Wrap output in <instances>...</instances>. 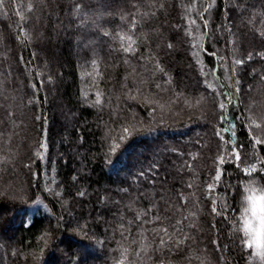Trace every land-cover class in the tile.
Listing matches in <instances>:
<instances>
[{"label":"trees","instance_id":"1","mask_svg":"<svg viewBox=\"0 0 264 264\" xmlns=\"http://www.w3.org/2000/svg\"><path fill=\"white\" fill-rule=\"evenodd\" d=\"M211 3L5 0L0 264H264L241 242L246 188L264 195V0ZM173 225L189 239L157 250Z\"/></svg>","mask_w":264,"mask_h":264},{"label":"snow or ice","instance_id":"2","mask_svg":"<svg viewBox=\"0 0 264 264\" xmlns=\"http://www.w3.org/2000/svg\"><path fill=\"white\" fill-rule=\"evenodd\" d=\"M4 2L5 0H0V8H2L4 6ZM216 3V0H212V3L209 4V8L213 7V5ZM75 6V5H74ZM237 7H239V5H237ZM193 24H195V21H192ZM207 25L205 24V27ZM226 28H228L229 31H231L230 27H228L227 25L225 26ZM104 35L108 36L109 32L107 30L104 31ZM262 36H264V33L261 34ZM121 39H124V37H121ZM127 41H128V46L124 47L123 51L124 52H133V47L132 45L136 43V41H134L132 39L131 36L127 37ZM169 47H172V45H168ZM209 55L211 56H215L216 53L215 52H211L209 53ZM256 55H260L262 58H264V53H256ZM253 58V54L249 53L248 55V59L251 60ZM234 65H242L245 63L244 60L242 59H235L233 61ZM235 83V81H234ZM157 87H160L159 85H157ZM208 87H211V84L208 85ZM236 91H239V89L237 88ZM133 99H135V97H132ZM236 97L235 95H230L226 101H219L218 102V107L221 110V123L223 125V127L221 128L220 131L216 132V135L219 137V139L221 141H224V136H223V132H231L232 136H235L236 133L235 131H233V125L231 124V122L229 121L228 118V104H230L232 102V100H234ZM96 104L100 103L99 98H97ZM255 124V122H254ZM256 128H260V124H255ZM125 133L129 132L128 128H124L123 130ZM121 140L124 139L123 136L120 137ZM253 142L254 145H261L264 144V140L258 138V137H253ZM118 148H120V144L116 143L113 145L112 147V151L115 152ZM229 152V156L232 160L234 161H240L241 160V155L239 151L236 150H228ZM229 157H226L224 154H221L218 156V163L220 165H223L224 163L227 162V159ZM247 159V158H245ZM262 170H264V168H262ZM243 171L245 173H247L249 176L252 175V173L256 172V167L254 164H250L249 167H245L243 169ZM214 183H209L207 185L209 192H213L215 191V182H219L221 180V171L219 169V167H217L216 169V173L215 176L213 178ZM189 187H191V185H189ZM246 191L249 193L246 197V205L245 207H243V214H242V220H243V225H242V231H243V237L241 238V242L242 244L249 248V249H255V251L253 253H251V255L254 256H259L261 260H264V195H259V197H257V195L255 194L256 189L254 187H247ZM161 199H163V197H161ZM157 211H161L160 209H157ZM212 211L214 213L222 214V210L220 212L217 211V208L215 206H213ZM144 216H148V213L145 212ZM167 216H160L157 215L155 217V220H163V219H167ZM185 219H187V217H185ZM143 223H152L154 222L152 219H147V220H143ZM182 223V221H178L177 222ZM173 228L175 229L174 232L170 233L169 229L167 227H160V228H155L153 229L154 234L159 237V243L157 245V250H159L160 248L164 247V246H168L171 243V246L180 249L181 245L184 243L185 239H189V237L187 235H184L183 239H178V238H174L177 236V233H182V229L180 228H176L175 225H173ZM241 229L238 226L236 228V231L239 232ZM123 235V232H122ZM133 243H136V241H133ZM147 248V245H141L140 248V252L145 251ZM140 252H137L136 255H140Z\"/></svg>","mask_w":264,"mask_h":264},{"label":"rangeland","instance_id":"3","mask_svg":"<svg viewBox=\"0 0 264 264\" xmlns=\"http://www.w3.org/2000/svg\"><path fill=\"white\" fill-rule=\"evenodd\" d=\"M49 62L51 63V60H49V59L47 58V60H45V65H47V63H49ZM47 66H50L51 68H53V65H51V64H48ZM47 66H46V69L48 68ZM0 107H2L1 104H0ZM256 195H257V194H256ZM257 197H259V195H257Z\"/></svg>","mask_w":264,"mask_h":264}]
</instances>
